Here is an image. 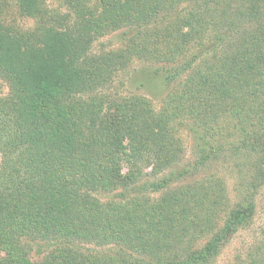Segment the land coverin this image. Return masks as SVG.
Listing matches in <instances>:
<instances>
[{
  "label": "trees",
  "instance_id": "trees-1",
  "mask_svg": "<svg viewBox=\"0 0 264 264\" xmlns=\"http://www.w3.org/2000/svg\"><path fill=\"white\" fill-rule=\"evenodd\" d=\"M9 1L31 28L4 22ZM9 1L0 0V264H213L248 228L264 187V0ZM118 31L122 50L92 51ZM130 59L162 65L155 71L174 84L158 112L108 92ZM182 118L201 153L163 174L180 163ZM217 158L251 159L231 205L218 178L187 181ZM38 241L51 248L35 263ZM245 259L264 264V238Z\"/></svg>",
  "mask_w": 264,
  "mask_h": 264
},
{
  "label": "rangeland",
  "instance_id": "rangeland-1",
  "mask_svg": "<svg viewBox=\"0 0 264 264\" xmlns=\"http://www.w3.org/2000/svg\"><path fill=\"white\" fill-rule=\"evenodd\" d=\"M2 18L4 22H7L10 19L23 28H31L33 24L32 20L24 17L17 11L11 1L7 3L6 12ZM124 47V37L122 36V32L118 31L109 33L103 38L95 41L92 45V51L99 53L100 51L107 52L117 49L122 50ZM161 66L162 65L160 64L151 65L135 59H130L126 67L114 75L113 80L110 83L111 85L107 90L108 92H115L124 97L140 96L149 102L152 110L156 113L163 106L165 96L174 88V84L170 86L164 84V73L162 69L159 68L158 72L155 71L158 70L157 67ZM6 92L7 87L5 83L0 80V95H4ZM178 122L177 136L181 146V153L179 155L180 163L174 165L163 174L176 170L180 171L183 167L193 163L199 153H201L198 151V147L202 145L198 136L199 132L193 129L192 123L189 119L182 118L179 119ZM224 124L232 125H224L225 127H228V129L232 127L237 128V126H235L236 122L233 119H227ZM228 131L230 132L228 135L229 139L235 138L236 132L227 130L226 135ZM250 160L243 159L241 161V159H237L236 161H233L228 158H217L211 160L206 166L200 169V171H194L191 175H187V181L193 182L210 176L218 178L224 185L228 203L231 205L238 199V185L241 182V174L247 169ZM158 196L159 194L156 193L153 197L157 199ZM103 199L104 198H102V200ZM255 205V215L248 228L240 230L230 242L222 248L213 264L245 263L248 250L258 245L264 238V234H262V231L264 232V187L255 196ZM29 245L31 246V251L29 252L28 257L35 263L41 262L51 248V242L44 241L32 242ZM197 245H199L198 241ZM83 247L91 251H107L108 248H94L91 245H84ZM2 258L3 254L0 252V263Z\"/></svg>",
  "mask_w": 264,
  "mask_h": 264
}]
</instances>
